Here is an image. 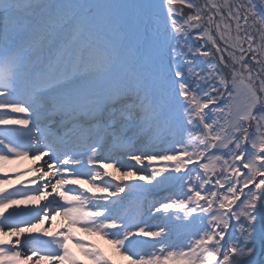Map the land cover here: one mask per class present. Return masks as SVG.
<instances>
[{
  "label": "snow or ice",
  "instance_id": "obj_1",
  "mask_svg": "<svg viewBox=\"0 0 264 264\" xmlns=\"http://www.w3.org/2000/svg\"><path fill=\"white\" fill-rule=\"evenodd\" d=\"M177 4H186L193 14L176 19ZM224 7L233 18L245 8V24L251 17L261 40L254 46L251 41L255 37L249 33L243 41L248 47L244 48L237 36L231 47L240 54L228 53L231 66L223 55L217 62L211 50L196 45V39L207 36L216 51H221L204 26L203 14L212 13L206 21L211 25L213 16ZM179 15L183 17L182 10ZM195 29L199 35L193 38ZM246 53H252L250 59ZM221 64L230 72L225 73ZM210 104L217 106L205 112ZM3 109L11 111H0V125L27 126L31 121L32 127L27 132L0 129V153H7L0 155V161L10 154L17 158L27 157L29 152L33 158L46 156L50 150L49 160L61 164L60 179L17 194L36 199L29 193L50 195L47 188L51 185L52 191L67 202L54 211L68 218L69 229L82 224L85 232L111 235V243L123 250L121 254L129 264H264V179L256 182L258 176H264V0L259 4L245 0L235 13L227 0H209L203 7L195 0H0ZM12 113L31 116L9 119ZM163 136H171L173 143L159 149ZM110 142L118 143L128 159L140 165L156 160L174 162L171 171L167 167L148 171L149 165H131L125 175L147 171L139 179L148 181L151 188L129 186L145 191L183 182L184 198L165 197L155 213L180 209L178 219L187 233L184 242L177 243L163 226L156 231L143 227L133 231L136 224L115 215L108 206L92 204L103 210L85 211L94 197L83 192L71 195L77 192L75 188L61 190L66 184L83 183L78 178H63L70 167L76 177L87 174L97 191L107 192L113 187L110 181L105 182L107 187L94 182L108 173L96 171L93 177V170L82 171L100 163L96 153ZM79 145L88 152L74 151ZM176 145L180 146L179 153L168 154L176 151ZM81 155L87 158L82 160ZM204 159L207 162L199 163ZM189 164L197 166L188 169ZM47 166L50 170L53 167ZM218 168L221 176L214 187L206 189L213 184ZM182 171L184 175H177ZM161 172L168 174L157 179ZM241 177L243 187H239ZM250 184H255V189H250ZM117 190L123 192L124 188ZM11 196L0 197V210L17 203ZM236 201L240 203L233 210ZM48 208L46 204L36 213L40 223L49 218ZM27 216L28 212L14 211L0 219V264H21V252L12 247L20 241H5L3 237H18L26 228H34ZM112 229L116 231H109ZM226 236L230 242L225 241ZM70 240L93 264H113L103 249L86 245L71 231L53 234L44 247L32 249L25 259L44 252L39 259L53 264H84L69 247ZM146 247L157 251L145 252Z\"/></svg>",
  "mask_w": 264,
  "mask_h": 264
},
{
  "label": "bare ground",
  "instance_id": "obj_2",
  "mask_svg": "<svg viewBox=\"0 0 264 264\" xmlns=\"http://www.w3.org/2000/svg\"><path fill=\"white\" fill-rule=\"evenodd\" d=\"M8 161H10V160L0 161V164H4L5 162H8ZM205 162H207L206 159H204L203 161H199V163H205ZM20 163L23 164V165H28V162H25V161H22V162H20ZM196 166H197L196 164H192V165L190 166V169L193 168V167H196ZM156 170H157V171H160L159 169H156ZM198 171L203 172V169H198ZM163 176H165V175H162L161 178H159V179H162ZM134 177H135L138 181H141V182H144V181H145V180H140V179H139L140 176H134ZM152 184H155V181H152ZM146 185H148L149 188H151V185H149L148 182H146ZM167 185H168V184H167ZM167 185H164V186H167ZM160 188L164 189L163 186H161ZM160 188H158V189H154V190H159ZM169 188H171V187H169ZM154 190H152V191H154ZM176 190H177V186L174 188V191H176ZM152 191H151V192H152ZM172 195H173V194H172ZM57 222H58V221H56V220H54V221H49V222L47 223V225H48L49 228L54 229V226L57 224ZM180 230H182V228H179V231H180ZM175 231H176V230H175ZM185 235H186V234H185ZM184 239H186V236H183V238H181V240H183V241H184ZM22 261H23V264H46V263H48L46 259H39V258H32L31 260L24 259V260H22ZM123 263L126 264V260H125V259H122L121 264H123ZM49 264H53V262H49ZM90 264H93V262L91 261Z\"/></svg>",
  "mask_w": 264,
  "mask_h": 264
},
{
  "label": "rangeland",
  "instance_id": "obj_3",
  "mask_svg": "<svg viewBox=\"0 0 264 264\" xmlns=\"http://www.w3.org/2000/svg\"><path fill=\"white\" fill-rule=\"evenodd\" d=\"M217 3H219V1H217ZM222 3V2H221ZM232 6V11H233V13H235V6L232 4L231 5ZM224 10H226V11H228L229 12V9L227 8V7H224L223 8ZM208 12V11H207ZM220 15H219V18H213V21H212V24L211 25H209L208 26V29H209V31H211V32H213L214 31V28H216V31L218 32V35H219V37H221V38H223V39H225V36H223L222 37V32L223 33H225V34H229V32H228V28H229V24H228V22L227 21H220V18H222L224 15L223 14H221V12L219 13ZM184 16V15H183ZM224 17H232L233 18V16H229V14L227 13V15L226 16H224ZM240 18V17H239ZM217 25H219V27H217ZM241 29H237V36H239V37H241ZM242 39H241V43H243V45L245 46V44H244V38L243 37H241ZM236 39V38H235ZM203 47H210V48H214L213 47V43L211 42V40H207V42H206V44H205V46H203ZM221 171V170H220ZM226 174V173H225Z\"/></svg>",
  "mask_w": 264,
  "mask_h": 264
}]
</instances>
